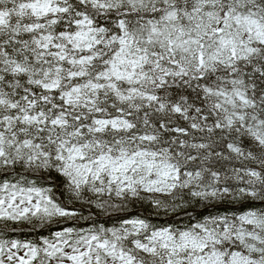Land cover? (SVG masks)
Returning a JSON list of instances; mask_svg holds the SVG:
<instances>
[{"label": "snow or ice", "instance_id": "6c2138e0", "mask_svg": "<svg viewBox=\"0 0 264 264\" xmlns=\"http://www.w3.org/2000/svg\"><path fill=\"white\" fill-rule=\"evenodd\" d=\"M0 264H264V0H0Z\"/></svg>", "mask_w": 264, "mask_h": 264}, {"label": "trees", "instance_id": "16d2710c", "mask_svg": "<svg viewBox=\"0 0 264 264\" xmlns=\"http://www.w3.org/2000/svg\"><path fill=\"white\" fill-rule=\"evenodd\" d=\"M145 207L146 206H144V205H141V204H139V203H137V204H135V205H131L130 206V213L128 214V218H131V216H133V215H135L136 214V212H137V210H140L141 212H143V211H145ZM148 211H150V209L148 210ZM85 215H87L88 213H87V211H85V213H84ZM119 215H125L124 213H121V214H119ZM165 217L161 214V216L160 217H156L155 216V214H153V222H156V223H163V222H165ZM105 220H107V217H103L102 219H101V222H104ZM119 221H117V220H115V219H113V220H111V221H108V223L106 224V226H113V224H117ZM80 224L82 225V226H84V227H88V226H90V222H85V221H81L80 222ZM48 233L47 232H44V235H47ZM17 238H24L23 236H19V237H17ZM27 238H29V239H31V238H33V236L32 235H28V237Z\"/></svg>", "mask_w": 264, "mask_h": 264}]
</instances>
